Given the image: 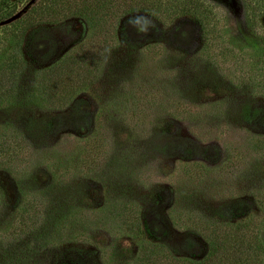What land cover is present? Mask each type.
<instances>
[{
	"label": "rangeland",
	"instance_id": "obj_1",
	"mask_svg": "<svg viewBox=\"0 0 264 264\" xmlns=\"http://www.w3.org/2000/svg\"><path fill=\"white\" fill-rule=\"evenodd\" d=\"M31 1L0 0V63L19 57L20 34L36 24L54 47L46 61L28 64L23 83L36 80L33 68L74 49L93 57L99 78L76 94L87 113L76 112L74 101L55 109L33 91L0 95V133L17 121L18 105L54 123L24 134L16 166L0 163V264H146L151 244L164 256L160 264L199 262L208 246L197 221L258 214L264 124L253 110L264 113V90L238 77L257 57L237 64L214 58L202 24L183 13L201 4L215 15L226 42L259 45L245 0H146L155 8L165 3L167 13L180 5V13L163 22L140 9L142 0ZM39 5L64 12L49 22L36 17ZM131 18L143 27L135 37L121 30ZM135 102L141 110L132 118ZM97 125L105 139L116 138L103 156L85 153ZM110 184L119 190L111 197ZM29 199L43 201L47 216H19ZM116 201L136 204L145 216L111 215ZM137 217L154 227V238L128 227ZM260 233L264 244V222Z\"/></svg>",
	"mask_w": 264,
	"mask_h": 264
},
{
	"label": "trees",
	"instance_id": "obj_2",
	"mask_svg": "<svg viewBox=\"0 0 264 264\" xmlns=\"http://www.w3.org/2000/svg\"><path fill=\"white\" fill-rule=\"evenodd\" d=\"M57 1L53 0L52 4H57ZM167 1L170 2V0ZM245 2L246 6L249 7L246 11L247 20L253 34L260 40L259 45L257 43L253 46L249 42L248 45L238 47L236 45L237 41L226 42L220 34V29L217 28L215 15L212 12V15L209 16L211 10H208L207 7L202 8L201 4L198 5L196 10L195 8H189L183 13H190L189 16L196 17L195 20L202 24L206 35V46L207 48L209 46L208 50H212L215 55L214 58L221 57L225 62L237 64L238 62H244L246 57L247 59L257 57L256 64L254 66L250 65L248 71L239 74L238 77L241 83H257L264 90V0H245ZM141 3L143 5L140 6V9L144 13L160 18L162 22L164 19L169 20L168 16L170 14L175 13V15H178L180 13L179 4L174 7V12L167 13L168 9L164 6L165 3L158 8H155L153 3L146 0H142ZM62 12L64 10L61 6L55 9L51 6L41 7L39 5L36 17L46 16L49 22H53L51 19H54L57 14L62 15ZM158 12L162 13L159 17ZM137 19L139 18H131L130 22L121 30L129 33L132 37L137 36L143 28L132 24ZM90 23L93 26L92 22ZM112 31H114V27ZM17 47L19 57L14 60L7 59L0 63V95L7 96L14 91H22L23 93L33 91V96L48 100L54 105L53 108L55 109L63 108L65 104L74 101L73 108L76 112L80 113V107H82L81 112L87 113L86 101L76 97V94L80 89L88 86L92 87L98 82L99 76L96 75L97 69L95 63L91 60L93 59L91 55H86L83 50L74 49L52 65L39 70L33 68L32 74H36V80L33 83L31 82L30 85L29 83H23L26 80L24 75L31 74V72L28 73V64L46 61L52 53L54 43L42 27L33 24L29 27V31L20 34ZM22 48L24 49L23 54L20 52ZM133 104L131 114L132 118H135L141 109L135 107L139 104L138 102ZM243 107L244 117L248 120L249 117L245 114H248L250 106L244 105ZM25 111L26 109L22 105H18L14 109L17 121L6 123L0 133V163H7L12 167L16 166L18 162L13 163V161H17L16 159L21 155L22 146L25 145L27 140L24 134H30L34 129H50L54 126L52 118L48 115H28ZM253 112V118L259 119L264 124V113L258 109H254ZM125 124H128V122ZM97 126L98 129L93 130L91 140L86 141L85 153L88 155H97L99 152L102 155L104 151L109 152V149H113L111 142L116 138L105 139L102 136L104 133L102 125ZM259 141L264 142V138ZM79 164L76 163L77 166ZM55 180L54 182H56ZM1 190L2 188H0V204L1 195L3 194ZM105 191L106 195L111 197L119 190L110 184ZM260 203L258 214L253 211L246 212L247 214L241 216L238 220L210 217L204 221H197V223H201L200 232L206 239L208 250L205 257L199 262L188 258L185 260V264H264V244L260 233L264 222V203ZM61 210L62 205H59L58 211ZM44 211L46 212L47 209L43 201L35 202L33 199H29L17 213L19 216H47ZM109 213L113 216H145L136 204L120 201L111 203ZM128 227L131 230H136V234H141L144 238L151 239L155 237L154 227L145 218L137 217L134 222L128 223ZM151 246L144 257V260L147 261L146 264H160V259L164 256H161V252L156 250L157 245L151 244Z\"/></svg>",
	"mask_w": 264,
	"mask_h": 264
},
{
	"label": "water",
	"instance_id": "obj_3",
	"mask_svg": "<svg viewBox=\"0 0 264 264\" xmlns=\"http://www.w3.org/2000/svg\"><path fill=\"white\" fill-rule=\"evenodd\" d=\"M34 0H32L31 2H33ZM19 16V14H14L13 16H11L10 18L6 19L4 22H9V21H13L15 19H17Z\"/></svg>",
	"mask_w": 264,
	"mask_h": 264
}]
</instances>
